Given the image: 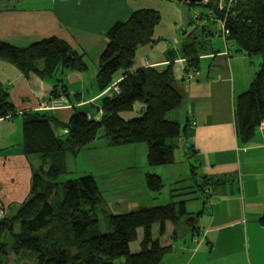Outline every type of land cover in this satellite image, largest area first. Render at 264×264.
I'll list each match as a JSON object with an SVG mask.
<instances>
[{
    "label": "crops",
    "instance_id": "0c3cea01",
    "mask_svg": "<svg viewBox=\"0 0 264 264\" xmlns=\"http://www.w3.org/2000/svg\"><path fill=\"white\" fill-rule=\"evenodd\" d=\"M197 7H190L182 0H0L1 41L24 47L55 36L64 40L72 53L71 65L59 69L58 78L23 73L0 59V81L17 113L14 117H0V218L5 216L3 206L21 204L29 197L31 167L39 162L37 156L25 155L22 150L21 115L42 111L41 103H49L62 91L66 96L62 105L42 112L63 125L69 124L74 114L98 118L102 113L101 99L113 94L112 89L108 90L110 84L101 90L97 82L98 60L107 43L106 32L133 11L152 8L161 16L153 31L154 42L139 46L129 72H118L112 82L126 77L137 87V78L142 79L144 68L162 70L172 65L174 81L165 88L170 93L172 109L179 113L172 121L185 126L183 151L185 144L190 143L194 157L184 152L194 163L191 170L200 175L194 177L189 188L195 179L200 183L203 176L210 185L203 188L210 203L207 206L197 193L191 196L199 198L194 209H188V201L183 198L187 212L195 215L201 211L194 221L196 245L185 264H191L197 253L209 255L201 264H217L219 259H225V264L243 263L237 261L242 251L233 248L235 237L241 240L245 234L248 238L249 228L263 227L258 219L264 210V125L257 128L247 144L240 143L234 109L236 96L247 90L261 59L239 51L234 43L224 39L218 18L206 15L201 6ZM193 8L200 10V18L192 17ZM187 44L195 48L196 70L188 71V58L182 51ZM188 76L191 78L187 80ZM144 110L145 105L137 102L132 111L122 112L120 116L130 120L141 116ZM97 139H104V144L111 147L104 136ZM131 145L141 151V156L147 152V147L140 143ZM133 162L128 159L127 168L133 167ZM113 177L116 179L103 181L106 187L120 185L119 175ZM127 183L128 187L134 185L132 179H127ZM112 200L103 198L105 204ZM216 248L222 250L219 257L210 258Z\"/></svg>",
    "mask_w": 264,
    "mask_h": 264
},
{
    "label": "trees",
    "instance_id": "16d2710c",
    "mask_svg": "<svg viewBox=\"0 0 264 264\" xmlns=\"http://www.w3.org/2000/svg\"><path fill=\"white\" fill-rule=\"evenodd\" d=\"M218 1L188 6L204 7L201 11L206 10V15L219 20L223 11L217 9ZM228 5L226 40L234 43L239 51L261 59L249 87L235 98L237 137L240 143L247 144L264 121V0H234ZM160 19L156 9L140 8L107 30V43L98 60L97 82L101 90L118 72H129L139 46L154 42L153 31ZM182 51L188 58V71L196 70L195 48L187 44ZM0 59L15 65L23 73L34 72L41 78H48L59 69L69 68L72 53L70 46L55 36L24 47L0 40ZM142 74V79L136 77L137 87L123 77L117 83L119 92L101 99L102 113L98 118L74 114L69 124L63 125L42 111L21 115L22 150L25 155L37 156L39 162L31 167L29 197L14 216L0 218V264H5L9 254L8 244L2 241L5 233L11 236L12 253H30L34 256V264H114L117 259H123V264H160L172 250V245L153 238V224L159 222L163 235L166 223L170 222L173 235L177 236L174 226L181 218L193 216L196 220L201 211L192 215L186 210L185 200H173L155 206H140L124 213H106L107 227L103 231L97 215L103 195L94 176L88 174L63 183L57 181L67 172L66 157H76L99 134L111 147L145 143L148 166L173 161L178 146L173 142L183 134L185 126L166 119L167 112L172 109L170 93L165 89L174 81L172 65L162 70L147 67ZM137 102L145 105L143 114L130 120L121 118L120 113L132 111ZM16 115L9 93L0 81V117ZM197 175L192 171L193 180ZM208 183L206 176L200 183L196 179L194 183L197 189L193 192H198L197 197L203 195L204 206L210 204L208 196L203 194V188L210 186ZM163 186L159 175L145 174L148 191L159 192ZM258 221L264 227V210ZM16 227L18 231H15ZM186 227L196 235L194 222ZM139 228L143 231L140 250L131 252L129 244L138 238ZM173 235L171 239L176 238Z\"/></svg>",
    "mask_w": 264,
    "mask_h": 264
},
{
    "label": "rangeland",
    "instance_id": "374dc122",
    "mask_svg": "<svg viewBox=\"0 0 264 264\" xmlns=\"http://www.w3.org/2000/svg\"><path fill=\"white\" fill-rule=\"evenodd\" d=\"M202 8L204 9V7ZM191 11L192 17H194L195 9L193 8ZM55 75L56 77L54 78L60 77V73L55 72L53 76ZM113 84L114 82L110 83V85ZM45 109L49 108L41 106L40 110L43 111ZM175 115H179L178 110L171 109L167 112L166 119L173 120ZM17 136L18 134L15 133V141H17ZM101 136L103 135L99 134L97 138ZM97 138L95 139L98 142L97 144L92 143L89 147L82 149L76 158L69 155L66 157L67 172L62 174L57 181L63 183L83 175L91 174L94 176L102 192L103 198L113 199L111 203L105 204L102 202L103 204L100 203L97 207V215L103 231H106L107 227L105 218L106 213H124L140 206H155L173 200L177 202L183 200V198L188 201L186 204L188 209H194L193 207H197V202L203 195L199 198H191L194 193L198 192L187 193L189 189H196L194 185H191L189 188V185L193 181V178L191 177V168L192 166L194 167V163L191 164L192 161L190 162L189 157L183 151L182 135L173 142L178 146L175 148L173 161L171 163L149 167L145 159L146 153L141 156V151H137L135 147H132L133 145L108 147L104 144V139L98 140ZM140 144L146 147L145 143ZM128 159L134 161L132 163L133 167L130 165L131 168H127L126 163ZM122 167L126 169L123 170ZM113 170H115L116 173ZM146 173L161 176L164 186L159 192H150L145 188L143 189ZM116 174L119 175L120 185L118 187L114 185H108L106 187V184L103 181L116 179L113 177ZM127 179H132L134 185L128 187ZM113 193L115 194L111 195ZM20 205L21 204L18 203H10L9 205L3 206L5 216H14ZM186 218L187 217L181 218L178 224H175L174 227L176 228L177 236L173 235V225L170 222L166 223V230L163 235L160 234L159 222L153 224V238H159L162 244L172 245V250L166 253L160 264H185L190 256L191 251L196 245L193 239L197 234L194 235L195 233H191L190 229H188L189 227H186L188 226L186 225ZM259 228L260 229L256 228V230L253 227L249 228L248 238L245 234H243L241 240L235 237L233 248L234 250L240 249L242 251L241 256L237 258V261L243 262L241 264H248L249 261L251 264H264V227ZM15 231H18L17 227L15 228ZM137 232L138 238L129 244L131 252H138L140 250L139 242L142 238L143 231L139 228ZM172 235L176 238L171 239ZM2 241L6 242L9 246V254L5 258V264L35 263L34 256L30 253H12L10 249L12 239L9 233H5L2 237ZM215 251L217 253L213 252L210 255V258L215 256V259H217L219 257L218 253L222 250L216 248ZM208 256L207 253H197L193 256L194 259L191 264H201L206 261ZM225 263V259H219L217 261V264ZM114 264H123V259L115 260Z\"/></svg>",
    "mask_w": 264,
    "mask_h": 264
},
{
    "label": "built area",
    "instance_id": "2783aa9c",
    "mask_svg": "<svg viewBox=\"0 0 264 264\" xmlns=\"http://www.w3.org/2000/svg\"><path fill=\"white\" fill-rule=\"evenodd\" d=\"M234 0H219L218 3H217V9L219 11H223V16L222 18L219 17V23H220V34L221 36L226 39V35L228 34V28L226 27L225 25V18H226V15H227V7L229 6L228 4L230 2H233ZM211 12V11H209ZM201 16V12L200 10H196L195 13H194V18H199ZM191 76H188L187 77V80L190 79ZM109 89H112L113 90V93L116 92L118 93L119 92V86L117 83H114L113 85H111ZM66 96H65V93L64 92H60L58 94V97L56 99H53L52 101H50L49 103H46V102H42L41 103V106L42 107H48V108H55V107H58V106H61L62 105V102L65 100ZM87 118L89 119L90 118V115L87 114ZM264 124V121L262 123V125ZM261 125V126H262ZM184 151L190 155V143H186L185 146H184ZM205 191H208V190H205Z\"/></svg>",
    "mask_w": 264,
    "mask_h": 264
},
{
    "label": "water",
    "instance_id": "95a60500",
    "mask_svg": "<svg viewBox=\"0 0 264 264\" xmlns=\"http://www.w3.org/2000/svg\"><path fill=\"white\" fill-rule=\"evenodd\" d=\"M208 0H182V2L186 5L191 4V3H200V2H207ZM186 222L188 225H192L194 222V217L190 216L186 218Z\"/></svg>",
    "mask_w": 264,
    "mask_h": 264
}]
</instances>
